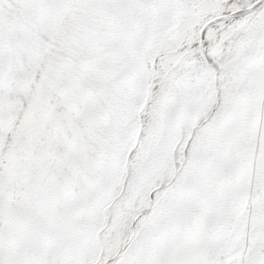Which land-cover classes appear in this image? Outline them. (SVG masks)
<instances>
[{
  "label": "snow or ice",
  "instance_id": "obj_1",
  "mask_svg": "<svg viewBox=\"0 0 264 264\" xmlns=\"http://www.w3.org/2000/svg\"><path fill=\"white\" fill-rule=\"evenodd\" d=\"M0 264H264V0H0Z\"/></svg>",
  "mask_w": 264,
  "mask_h": 264
}]
</instances>
